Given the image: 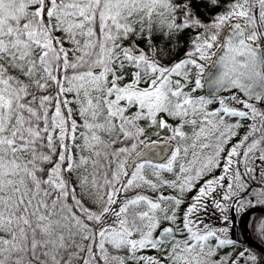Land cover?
<instances>
[{"label":"snow or ice","instance_id":"6c2138e0","mask_svg":"<svg viewBox=\"0 0 264 264\" xmlns=\"http://www.w3.org/2000/svg\"><path fill=\"white\" fill-rule=\"evenodd\" d=\"M250 196L264 0H0V264H264Z\"/></svg>","mask_w":264,"mask_h":264},{"label":"trees","instance_id":"16d2710c","mask_svg":"<svg viewBox=\"0 0 264 264\" xmlns=\"http://www.w3.org/2000/svg\"><path fill=\"white\" fill-rule=\"evenodd\" d=\"M179 55H182V52L179 53ZM248 183H249L250 185H253V184H254V185H257V186H259V184H260L259 180H253V179H249V180H248ZM248 199L254 200V203L251 204V205H248V204H247V201H245V204H246L245 207H246V208H248V207H252V206H257V205H264V203H262V202H260L259 200H257L254 196H250ZM237 215H239V213H238ZM260 220H264V214H262V213H253V214L249 217V219H248V221H247V228H248V232H249L250 237H251L256 243H258L259 245H261V246L264 247V244H261V243H260V241L256 238L255 233L253 232L252 228L250 227V224H251V223H255V222H258V221H260ZM240 241H241V245H240V246H242V247H248V248H249V249H250L255 255H257L258 258H259V257H264V254H263L262 252H260V251H258V250H256V249H254L253 247L247 245L242 239H240Z\"/></svg>","mask_w":264,"mask_h":264},{"label":"water","instance_id":"95a60500","mask_svg":"<svg viewBox=\"0 0 264 264\" xmlns=\"http://www.w3.org/2000/svg\"><path fill=\"white\" fill-rule=\"evenodd\" d=\"M206 91H207V89H204L203 94ZM253 213H263L264 214V206H260V207L256 206V207H251V208L247 209L240 219V230L242 232L243 238L246 241V243L264 254V248L262 246H259L255 242H253V240H251V238L247 234V229L245 227V222H246L247 218Z\"/></svg>","mask_w":264,"mask_h":264},{"label":"flooded vegetation","instance_id":"af4514ba","mask_svg":"<svg viewBox=\"0 0 264 264\" xmlns=\"http://www.w3.org/2000/svg\"><path fill=\"white\" fill-rule=\"evenodd\" d=\"M201 93L203 94V92H201ZM249 208H250V207L246 208V209H245L244 211H242V212H241V211H240V212H237V214L239 213V215L236 214L235 229H234V231H235V234H236V237H237L238 240L242 239L243 241H245L244 238H243L242 232H241V230H240V219H241L242 215L245 213V211H246L247 209H249ZM229 215H231V213H230ZM249 217H250V216H249ZM249 217L247 218L246 223H247ZM247 234H248V236H249L248 228H247ZM247 245H248V244H247Z\"/></svg>","mask_w":264,"mask_h":264},{"label":"rangeland","instance_id":"374dc122","mask_svg":"<svg viewBox=\"0 0 264 264\" xmlns=\"http://www.w3.org/2000/svg\"><path fill=\"white\" fill-rule=\"evenodd\" d=\"M200 94H202V93H200ZM229 147H230V145H229ZM219 171V170H218ZM218 171H217V174H218ZM195 194V190L193 191V193H190V195H194ZM261 202V201H260ZM262 203H264V202H262ZM245 206H246V204H245ZM246 209V207L242 210V211H244ZM241 211V212H242ZM230 214V213H229Z\"/></svg>","mask_w":264,"mask_h":264}]
</instances>
